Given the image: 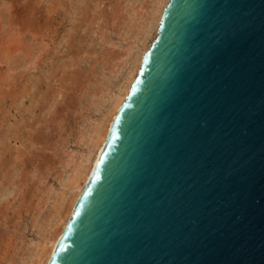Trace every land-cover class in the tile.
I'll use <instances>...</instances> for the list:
<instances>
[{
    "label": "water",
    "instance_id": "95a60500",
    "mask_svg": "<svg viewBox=\"0 0 264 264\" xmlns=\"http://www.w3.org/2000/svg\"><path fill=\"white\" fill-rule=\"evenodd\" d=\"M48 264H264V0H170Z\"/></svg>",
    "mask_w": 264,
    "mask_h": 264
},
{
    "label": "rangeland",
    "instance_id": "374dc122",
    "mask_svg": "<svg viewBox=\"0 0 264 264\" xmlns=\"http://www.w3.org/2000/svg\"><path fill=\"white\" fill-rule=\"evenodd\" d=\"M153 7L0 0V264H34L66 213L69 177L149 44Z\"/></svg>",
    "mask_w": 264,
    "mask_h": 264
},
{
    "label": "bare ground",
    "instance_id": "6f19581e",
    "mask_svg": "<svg viewBox=\"0 0 264 264\" xmlns=\"http://www.w3.org/2000/svg\"><path fill=\"white\" fill-rule=\"evenodd\" d=\"M155 1L157 2V7L156 8L153 7L154 12L151 14L152 18L150 17V19H152V21L149 22L150 26L146 25L148 27V35L146 33L145 37H146V40H148V39L150 40L149 44L145 43V47L143 49H141V51L138 54H136V57H135L136 59H134L135 60L134 66H133L132 70L130 71V75H128V82H127V84L125 82V84H126L125 87L123 86L122 87L123 89H120L122 91H120V93H118V95L116 96L115 99L113 98L114 102L111 104V107L108 110L107 114L105 115V118L103 116V120L98 122L95 126H93L94 128L92 130V134H91V138H90V142H89L90 144L88 145L89 152L84 157L85 161L81 162V164H77L78 166L76 165V168L74 167L75 170H74L72 177H69V181H70L69 186H70L71 192L69 191L70 190L69 189L68 191L70 193H68V196H69V194H71V193L72 194L70 195L69 199L66 195V198L68 200L64 197V200L68 201L66 203L69 204V207L65 208L66 209L65 214H63L64 212L59 211L60 213L58 215V219L57 218L55 219V220H57V222L55 223L56 225L53 224V226H56V228H54V232L51 233V237H49V236H47L48 238L44 237V239L45 238L46 239L45 240L43 239L44 242L43 241H42L43 243L41 242L42 244L40 245L39 250H37V252H36L37 253L35 255L36 257L34 256V258L36 259L35 262L33 261L34 264H48L50 259L52 258L53 253L57 247L58 241L60 239V236L64 232L68 221L72 217L76 203H77L79 197L81 196L82 192L84 191L85 187L87 186L90 177L93 174V171L96 167L99 156H100V154H101V152H102V150L106 144V141L108 139L113 120H114L120 106L126 100L128 94H129V91L131 89V86H132L134 80L136 79L140 69H141V64H142L144 54L150 48L153 41L156 39V37L158 35V28L160 25V21H161L164 9L166 8V6L168 5L170 0H155ZM146 40H144V42ZM14 139H15V137H14ZM84 158H82V159H84ZM69 200H70V202H69ZM63 206H65V205H63ZM62 209H63V207H62ZM56 214H58V213H56ZM51 230H53V228L50 229V231ZM48 235H50V233H48Z\"/></svg>",
    "mask_w": 264,
    "mask_h": 264
}]
</instances>
